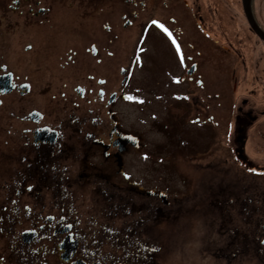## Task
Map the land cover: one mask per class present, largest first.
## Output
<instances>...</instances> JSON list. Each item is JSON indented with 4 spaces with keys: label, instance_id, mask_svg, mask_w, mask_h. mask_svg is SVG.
<instances>
[{
    "label": "flooded vegetation",
    "instance_id": "af4514ba",
    "mask_svg": "<svg viewBox=\"0 0 264 264\" xmlns=\"http://www.w3.org/2000/svg\"><path fill=\"white\" fill-rule=\"evenodd\" d=\"M245 11L264 33V0H0V264H264V132H187L222 128L217 44L264 48Z\"/></svg>",
    "mask_w": 264,
    "mask_h": 264
},
{
    "label": "rangeland",
    "instance_id": "374dc122",
    "mask_svg": "<svg viewBox=\"0 0 264 264\" xmlns=\"http://www.w3.org/2000/svg\"><path fill=\"white\" fill-rule=\"evenodd\" d=\"M243 31L244 28L242 26V33ZM239 35L241 36L242 34L239 32ZM143 46V51L148 55V57H150V61L152 63V66L148 65V67L145 69L148 73H150L152 72L153 68L157 70L160 66L159 61L156 60L159 55V51L151 47V44L147 42ZM222 46L226 48L228 47L230 51H233L235 48H239L240 51L246 55L244 60L246 61L247 65H253V63L256 62V72L253 73L249 71L248 66L244 67L245 65H242L241 62L239 63L236 57H231V55H227L222 52L220 48ZM250 46L251 45L244 43H218L216 51L208 56L206 59L207 75L205 82L213 83V80H216V76H218L220 72L224 73V77L222 76L223 79L221 78L223 85H217L215 83L216 86H210L214 92H218L220 94L221 100L223 102L224 115L222 128L219 120L214 117V120L204 123V126L201 127V130H198L200 128L198 127V124L194 122L196 116L195 106H193L191 108L192 113L188 116V118L191 119V123L187 124L189 127L187 131L189 135H216L217 132H223V135H236L238 130L237 127L240 125H243L247 132H264V48L259 44H256L253 49V53L251 54ZM149 53L151 54L150 56ZM121 66H123V64L119 63L117 59H114V73L117 74V71ZM139 71L143 72V70ZM136 77H139L138 72L136 73ZM235 82L236 85H234ZM176 89V92L181 91L180 88ZM147 93L148 92H146V97H148ZM243 103H246L243 112L245 110L250 111L251 116L256 120L254 123L245 119L244 116H241V113L238 112L239 107H243ZM120 108L123 112L125 123L136 126V123L141 122L142 113L140 109L138 112L136 107H131L128 105L125 106L123 102L120 103ZM210 109L211 105L209 104L208 115L214 116L213 113H210ZM173 113H176V111H173ZM162 114H166L168 116L171 115H169L164 109H161L157 112V110L152 106H149L145 109L144 122L142 126L145 127V132H148V135H155L157 138H161V136L158 134L159 129L156 130L151 127L154 126L151 117L161 116ZM208 115H205L204 118L201 117V119H204L203 122L208 119L206 118ZM240 116L246 120V123L240 118ZM216 121L219 122V127L214 126ZM257 207L259 208V205ZM208 238L210 239L211 236ZM261 238L264 240V235L257 238L258 245H260Z\"/></svg>",
    "mask_w": 264,
    "mask_h": 264
},
{
    "label": "water",
    "instance_id": "95a60500",
    "mask_svg": "<svg viewBox=\"0 0 264 264\" xmlns=\"http://www.w3.org/2000/svg\"><path fill=\"white\" fill-rule=\"evenodd\" d=\"M245 15H246V18H247V21H248V24H249L250 28L254 31V33L257 35V37L264 42V33H263L262 30H260V28L258 26H256L253 18L251 17L250 12L249 11H245ZM128 139H134V138H132L131 136H128ZM72 264H83V263L75 262V263H72Z\"/></svg>",
    "mask_w": 264,
    "mask_h": 264
}]
</instances>
